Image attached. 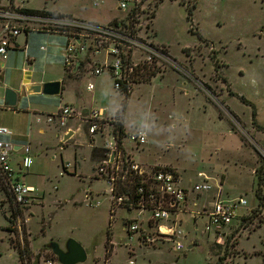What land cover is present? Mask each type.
I'll return each instance as SVG.
<instances>
[{"label": "rangeland", "instance_id": "1", "mask_svg": "<svg viewBox=\"0 0 264 264\" xmlns=\"http://www.w3.org/2000/svg\"><path fill=\"white\" fill-rule=\"evenodd\" d=\"M12 1L108 25L115 18L126 20L136 9L137 21L130 23L165 46L172 61L149 82L133 85L123 117V152L147 170H176L178 185L189 192V200L177 215L184 231L183 251H176L170 238L150 246L135 236L132 243L123 229L125 219H137L143 229L151 230L152 211L118 208L113 219L111 186L98 174L124 95L108 70L96 75L87 63L74 78L65 77L67 36L22 33L17 39L20 48L0 56V126L13 133L0 138L30 145V169L21 168L20 151H15L12 166L16 178L34 188V198L18 215L0 187V264H26L19 255L24 247L28 264H47L45 259L53 257L49 244L65 249L69 239L87 251L86 262L78 264H216L220 256L226 264H264V182L257 173L264 160V0H164L159 6L158 0H129L128 9H120V0ZM0 3L5 6L9 0ZM25 72L35 79L65 78V89L57 96L27 94L8 107L6 89L20 90L17 81ZM89 82L94 90L87 89ZM241 97L254 104L261 130L253 125L252 106ZM65 105L78 112L102 109L114 116L93 136L83 120H69L67 127L47 122L49 114ZM70 127L76 131L65 140L63 133ZM138 132L146 136L144 145L130 137ZM204 179L212 188L194 192ZM216 193L225 200L247 201L217 238L214 231L205 233L207 217L195 213L213 207ZM193 242L196 245L189 248Z\"/></svg>", "mask_w": 264, "mask_h": 264}, {"label": "built area", "instance_id": "2", "mask_svg": "<svg viewBox=\"0 0 264 264\" xmlns=\"http://www.w3.org/2000/svg\"><path fill=\"white\" fill-rule=\"evenodd\" d=\"M119 4L120 9H128L129 0H120ZM144 29H147V26ZM32 30L46 33L59 32L67 36L64 67L73 72L79 62L83 63V66L85 63L90 64L93 74L96 75L108 70L118 90L122 87V81L126 80L127 85H132V92L133 85H136L132 76L136 69L142 68L145 64L155 62L157 65L165 66L172 61L165 52L166 47L155 44L148 38L146 31L142 34L140 25L130 28L121 23L100 24L68 15L31 14L12 0H9L8 5L5 6L0 3L1 56H6L12 49L20 48L18 37ZM87 89L94 90V83L89 82ZM84 112H78L70 105H65L57 113L49 114L47 122H56L60 127H67L73 116H79L89 124V134L95 135L97 132L102 133V123L106 119L111 120L114 116H109L107 111L102 109ZM12 134L10 129L0 126V137ZM130 137L139 145L146 143L143 132L134 133ZM112 138V142L107 143V149L111 152L98 167L100 178L106 179L111 186L110 216L115 219L118 208L127 212L135 209L151 210L152 217L149 221L151 230L143 229L137 219H125L123 229L130 241L134 243L135 236H138L142 243L154 246L170 238L175 241V250L183 251L184 231L178 227L177 215L183 209V204L188 203L189 192L178 185L179 173L171 167H154L147 170L129 156H125L123 150L118 148L114 135ZM115 144L116 149H114ZM15 151L22 153L21 168L29 170L33 164L30 145L21 146L17 150L14 144L0 138V183L4 185L13 206L23 210L32 204L34 188L16 179L12 166ZM200 175L204 176L203 173ZM211 188L208 180L204 179L194 186V192L208 191ZM123 189L127 190L128 194L122 192ZM246 205L247 201L243 198L240 201L216 199L213 207L203 211L207 216L205 233L214 231L216 235L221 236L225 228L231 226L238 217V208ZM201 212L195 213L202 215ZM173 214L176 216L172 217ZM131 254H134V250ZM27 258L24 253L26 264H28ZM45 260L47 264L58 262L55 255ZM129 264H135V261L130 260Z\"/></svg>", "mask_w": 264, "mask_h": 264}, {"label": "trees", "instance_id": "3", "mask_svg": "<svg viewBox=\"0 0 264 264\" xmlns=\"http://www.w3.org/2000/svg\"><path fill=\"white\" fill-rule=\"evenodd\" d=\"M164 0H158L157 2H156V6H159V4H161L162 2H163ZM24 10L26 11V12H28V13H31V14H42V13H47V14H58V15H63V14H59V13H56V12H49V11H45V10H34V9H29V8H24ZM135 15V16H134ZM136 15H137V13H136V9H133L132 11H131V14H130V16H127L126 17V20H124V19H121V20H114L113 22H111L112 23V25H115V24H119V23H121V24H123V25H125V26H129L130 28L132 27V26H134L133 25V23H134V21L136 20L137 21V19H136ZM64 16H66V15H64ZM129 19V21H127ZM130 20H131V22L133 21V23H130ZM118 21H120V22H118ZM115 22V23H114ZM114 23V24H113ZM136 25V24H135ZM165 52L166 53H168L167 52V49L165 50ZM83 67V63H81L80 64V66H79V69H78V71L76 72V73H73L72 71H70V70H67L66 69V75H65V77L66 78H74L75 77V75H77L78 73H79V71H80V69ZM164 66L163 65H157L155 62H151V63H149V64H145L142 68H139V69H136V71H135V73L133 74V76H132V80H133V82L134 83H136V84H138V83H141V82H149L150 81V79H151V77L152 76H155L158 72H160V68H163ZM65 82V79L63 80V83ZM63 90H64V88H63ZM131 90H132V85H127L126 84V80H124V81H122V87L120 88V92H121V94H123L124 95V100H123V102L121 103V105H120V107H119V109H117V111H116V114H115V120H116V122H115V127H114V132H113V134H114V139H115V141H116V144H117V146H118V148L119 149H121V150H123V138L125 137V135H126V133H125V129H124V127H123V117H124V115H125V112H126V108H127V105H128V99H129V97L131 96ZM241 100H242V102H244L245 104H247V105H249V106H252V115H253V125L256 127V128H258V129H262L263 127L262 126H260V125H258L257 124V119H256V116H257V111H256V108H255V106H254V104L251 102V101H249V100H247L246 98H244V97H241ZM120 113V114H119ZM104 153V151L101 153V155ZM63 168H64V170H66V168H65V166H63ZM257 173H261V178H260V180L262 181V182H264V160H262V163H261V165L259 166V168H258V171H257ZM135 185V184H134ZM4 185H2V183H0V187L3 189V191H5L6 193H7V191H6V189H5V187H3ZM259 190V189H258ZM257 190V191H258ZM122 192H124V193H126V194H128L127 192V190H125V189H123V191ZM133 192H134V190H133ZM9 199H10V197H9ZM262 199H264V195L262 196ZM10 203L12 204V202H11V199H10ZM13 205V204H12ZM13 208H14V213H16V214H18V215H21V213L24 211V210H27L28 208H30V206H28V207H26V208H24L23 210L21 209V208H18V209H16L14 206H13ZM253 218L254 217H257V214L254 212L253 213V216H252ZM245 218H248V216L247 217H245ZM251 217L249 216V219H250ZM111 224V223H110ZM108 254H110L111 253V250H109L108 249ZM24 253L27 255V253H26V248L24 247L21 251H19V255H20V258L22 259L23 257H24ZM52 255L54 256V253L52 252ZM224 261V257H219V261L216 263V264H226V263H224L223 262Z\"/></svg>", "mask_w": 264, "mask_h": 264}, {"label": "water", "instance_id": "4", "mask_svg": "<svg viewBox=\"0 0 264 264\" xmlns=\"http://www.w3.org/2000/svg\"><path fill=\"white\" fill-rule=\"evenodd\" d=\"M80 63L78 62L73 69V73L78 71ZM63 91V82L61 80L46 81L42 83H32V73L26 72L22 86L19 91L14 89H6L5 92V102L8 107H15L18 99L24 97L27 94L42 93L49 96L60 95ZM72 135L69 132L65 135V140H67ZM18 150V147H15ZM194 245L189 246L192 248ZM50 250L57 256L58 261L61 264H78L86 262L88 254L86 249L76 241L75 239H69L66 244L65 249H62L59 244L51 242L49 244Z\"/></svg>", "mask_w": 264, "mask_h": 264}, {"label": "crops", "instance_id": "5", "mask_svg": "<svg viewBox=\"0 0 264 264\" xmlns=\"http://www.w3.org/2000/svg\"><path fill=\"white\" fill-rule=\"evenodd\" d=\"M116 19H119V18H115V20ZM89 21V20H88ZM91 21V20H90ZM93 22H96V21H93ZM97 23H99V22H97ZM18 42V41H17ZM28 42V37L26 38V43ZM18 45H19V47H20V41H19V43H18ZM1 56V55H0ZM3 57H5V56H3ZM8 57H11L10 55L8 56ZM2 67L4 66V63H2V65H1ZM23 69H27V68H23ZM27 71V70H26ZM85 73V72H84ZM84 73H82V74H84ZM25 74H26V72H25ZM65 78H63V80H64ZM24 80V79H23ZM23 80H19V81H17L18 82V84H17V89H19V87L20 86H22V83H23ZM58 80V79H57ZM63 80H61L62 82H63ZM46 81H55V80H43V79H35V78H33L32 77V83H42V82H46ZM64 85H65V83H64ZM65 89V88H64ZM17 91H19V90H17ZM37 100H41V99H37ZM52 102H54L53 100H52ZM35 105H37V106H42V108H43V106H45L44 104H35ZM83 111H85L84 113H86L88 110L87 109H83ZM35 113H37V112H35ZM108 113V112H107ZM39 114H41V113H39ZM37 118H40V117H37ZM74 119H76V121H81V119H80V117L79 116H73L70 120H74ZM69 123H71V122H69ZM72 125V124H71ZM75 126V125H74ZM76 127V126H75ZM75 129L73 128V127H70L66 132L67 133H69V132H72V135H71V137L74 135V132L76 131H74ZM67 133H63V135L65 136ZM91 136H93V135H91ZM70 137V138H71ZM92 140H94L93 138H92ZM9 142V141H8ZM15 145V147H18V149H20L21 148V145H19V144H14ZM106 150L107 149H104V153L102 154V156H103V158H105L107 155H108V152H106ZM16 179H18V178H16ZM181 187H183V186H181ZM6 193V192H5ZM7 194V193H6ZM8 195V194H7ZM9 197V196H8ZM216 199H220L221 201H230V200H225V199H223V197L221 196V194H219V193H216L215 195H214V201L216 200ZM189 200V196H188V199H187V201ZM29 209V208H28ZM27 209V210H28ZM204 209H206V208H204ZM202 215H205V214H203V212H202ZM237 216H239L238 215V211H237ZM204 217H207V216H204ZM228 228V227H227ZM227 228H225V230L227 229ZM224 230V231H225ZM217 236L218 235H216V238H217ZM194 241H195V239H193ZM193 245H196V242L194 243L193 242Z\"/></svg>", "mask_w": 264, "mask_h": 264}, {"label": "flooded vegetation", "instance_id": "6", "mask_svg": "<svg viewBox=\"0 0 264 264\" xmlns=\"http://www.w3.org/2000/svg\"><path fill=\"white\" fill-rule=\"evenodd\" d=\"M79 74H80V71H79Z\"/></svg>", "mask_w": 264, "mask_h": 264}]
</instances>
